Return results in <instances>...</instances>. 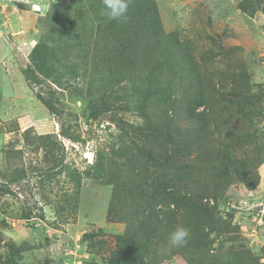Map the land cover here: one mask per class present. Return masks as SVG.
<instances>
[{
	"label": "rangeland",
	"instance_id": "obj_1",
	"mask_svg": "<svg viewBox=\"0 0 264 264\" xmlns=\"http://www.w3.org/2000/svg\"><path fill=\"white\" fill-rule=\"evenodd\" d=\"M102 7L0 0L48 113L0 114V264H264V0Z\"/></svg>",
	"mask_w": 264,
	"mask_h": 264
},
{
	"label": "crops",
	"instance_id": "obj_2",
	"mask_svg": "<svg viewBox=\"0 0 264 264\" xmlns=\"http://www.w3.org/2000/svg\"><path fill=\"white\" fill-rule=\"evenodd\" d=\"M8 31L7 29L5 30V32ZM5 35H3L4 38ZM10 35L12 36H6L5 42L0 43V62L3 60L4 51L12 47V40L19 43L23 42V44L25 43L28 46V43L23 40V36L17 35L15 32ZM5 78L7 80L0 76V114L3 115V119H17L19 123H22L23 121L27 122L24 117L26 114H30L27 117L33 121L46 117L48 113L41 108L21 73L20 78L7 77L6 75ZM2 141L0 138V144Z\"/></svg>",
	"mask_w": 264,
	"mask_h": 264
},
{
	"label": "clouds",
	"instance_id": "obj_3",
	"mask_svg": "<svg viewBox=\"0 0 264 264\" xmlns=\"http://www.w3.org/2000/svg\"><path fill=\"white\" fill-rule=\"evenodd\" d=\"M132 0H102L101 15L109 21H126ZM191 238L190 229L177 226L168 237L169 244L174 248L186 247Z\"/></svg>",
	"mask_w": 264,
	"mask_h": 264
},
{
	"label": "trees",
	"instance_id": "obj_4",
	"mask_svg": "<svg viewBox=\"0 0 264 264\" xmlns=\"http://www.w3.org/2000/svg\"><path fill=\"white\" fill-rule=\"evenodd\" d=\"M39 48V44H37V46L34 48V50L31 52V54H30V61H31V64H32V66H35V65H37V64H35L34 63V61H33V58H34V56H35V53H36V51H37V49ZM37 67V66H36ZM27 68H30V67H26V69L23 71V75H24V78L26 79V81H31V79L28 77V71H29V69H27ZM45 104V103H44ZM50 110H52V108L49 106V105H47V104H45ZM174 184H170V186L169 187H172ZM173 195H175V194H173ZM129 232L127 233V235L124 237V239H123V244H124V246H129V248H130V251H131V246L133 245V243H134V241H132L131 239H129L128 238V236H129ZM126 253H128V251H125ZM138 252L137 253H134L133 252V256H138ZM139 263L140 264H143V262H142V260L141 259H139ZM119 264V263H118Z\"/></svg>",
	"mask_w": 264,
	"mask_h": 264
}]
</instances>
